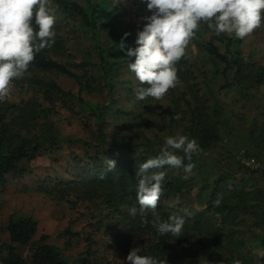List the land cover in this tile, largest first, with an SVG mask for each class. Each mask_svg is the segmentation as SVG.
Listing matches in <instances>:
<instances>
[{
	"label": "trees",
	"instance_id": "obj_1",
	"mask_svg": "<svg viewBox=\"0 0 264 264\" xmlns=\"http://www.w3.org/2000/svg\"><path fill=\"white\" fill-rule=\"evenodd\" d=\"M117 3L50 0V7L60 17L56 22H66L70 30L87 39L90 51H82L79 63L68 64L60 59V50L65 49L55 37V43L30 63L28 79L13 81L33 96L19 103L8 98L0 102V190L8 186L10 177L30 173L28 164L39 156L80 141L82 155H71L62 172L42 178L38 190L68 201L74 208L93 207L97 210L94 231L84 239V252L71 261L57 247L44 243L46 237L34 242L36 219L12 215L6 227L9 241H0V263L126 264L129 252L141 247V254L165 259L168 264H205V260L233 264L237 259L242 264H264V188L249 186L246 175L250 168L241 160L225 157L226 167H217L222 160L213 155H221L224 139L242 121L243 113H237L236 106L240 111L262 108V119L255 114L248 122L251 136L257 128L264 130V65L246 60L238 39L217 36L202 23L187 45V49L198 48L201 56L185 54L181 58L176 87L160 100L136 101L135 89L142 85L128 68L135 58L127 57L119 44L129 33L124 43L136 47L142 29L135 31L134 26L116 19ZM59 75L73 79L78 93L64 90L56 80ZM95 90L106 94L103 101L84 98V92ZM122 91L125 98L121 102ZM62 110L87 118L92 138H64L53 120ZM175 135L196 139L201 150L192 155L191 162L196 164L192 173L165 167L167 175L156 211L161 219L183 216L185 225L179 236L160 235L151 223V211L142 217L139 212L132 216L130 209H139L138 166L158 156L166 138ZM250 150L253 153L247 150V158L264 154V141ZM108 159L116 162L112 170ZM184 162L190 161L185 158ZM218 194L222 200L217 207L213 201ZM95 233L104 239L97 241ZM64 235L80 237L70 229ZM71 244L69 241L66 248ZM26 247L30 254L25 257ZM112 251L119 252L118 258Z\"/></svg>",
	"mask_w": 264,
	"mask_h": 264
},
{
	"label": "clouds",
	"instance_id": "obj_2",
	"mask_svg": "<svg viewBox=\"0 0 264 264\" xmlns=\"http://www.w3.org/2000/svg\"><path fill=\"white\" fill-rule=\"evenodd\" d=\"M152 11L142 31L137 33L136 47H128L124 40L119 44L129 58H135L128 68L142 86L135 89V100L151 97L162 99L179 83L177 63L185 55L186 47L202 23L217 36L234 35L244 39L264 23V0H143ZM50 0H0V102L9 97L12 82L30 75L29 65L35 56L55 43L56 15L49 6ZM179 118V117H177ZM196 139L186 135L168 136L160 154L142 162L137 170L136 201L130 214L143 217L153 213L151 223L158 234L179 236L185 218L172 215L161 219L156 211L163 193L165 167L183 168L192 173L196 164L192 155L199 152ZM183 153L179 155L178 153ZM185 158L190 161L185 163ZM116 162L108 159V169ZM163 169V170H162ZM222 197L213 201L219 206ZM148 221L145 220V223ZM123 264V262H122ZM126 264H168L167 260L141 254V247H134L126 258ZM205 264L208 261L205 260ZM233 264H242L234 260Z\"/></svg>",
	"mask_w": 264,
	"mask_h": 264
},
{
	"label": "rangeland",
	"instance_id": "obj_3",
	"mask_svg": "<svg viewBox=\"0 0 264 264\" xmlns=\"http://www.w3.org/2000/svg\"><path fill=\"white\" fill-rule=\"evenodd\" d=\"M117 4L118 6L115 10L116 19L134 26L135 31L139 28L143 30V27L147 23L144 18L150 17L153 14L152 11L147 9V5L143 0H118ZM56 21H60L58 14L56 15ZM55 30L57 32L56 38L61 41L65 49L60 50L62 53L60 56L61 61L67 62L68 64L79 63L84 56L83 52L90 49L88 40L77 35L75 31L70 30L69 24L67 25L66 22L61 24L56 22ZM225 35L232 39H238L241 42L240 50L246 60L255 66L264 65V23L244 39L236 38L234 35ZM185 54L190 58H195L197 54L201 56L198 48L194 46L191 49H187L186 47ZM72 69L81 73L80 70ZM28 77L29 75H25L23 79L26 80ZM56 80L64 90L72 91L75 94L78 93L79 86L73 79L59 75ZM31 96H33L31 93L26 92L24 89L22 90L18 84L12 82L8 97L10 101L19 103L23 99L31 98ZM83 96L88 100L96 102L103 101L106 94L95 90L93 92L86 91L83 93ZM124 98L125 94L123 92L120 101L122 102ZM239 108V106H236V112L243 113V116L240 117L242 120L241 123L238 124L237 130L233 131L230 136L224 139L223 147L220 148L221 155L218 153H214L213 155L215 158L222 160L217 161L219 163L217 167H226L227 161H223L225 157L241 160L242 163L250 168V172L246 175L249 186H260L264 188L263 152L256 153V157L250 156V158H247L245 156L246 151L248 150L250 152L254 144L258 145L264 141V130L261 131L257 128V132H254L253 136H251L253 131L249 130L251 126L249 127L250 124L248 122L250 116L255 114H258L259 119H262V108L259 111H248L249 109L240 111ZM61 113L62 115L55 116L53 120L57 123L60 134L64 138H68L70 141L92 138L93 129L90 127V122L87 121V118L82 115H75L66 110H62ZM235 118H239V115ZM113 129L114 127L110 131ZM83 149L84 147L80 141L66 143L60 151L53 154L41 155L30 162L28 164L30 173L21 177L9 178L8 186L0 190L1 242L9 241L6 227L12 215L17 218L33 217L38 221V230L34 237L35 243H38L42 237H46L44 243L54 245L64 257L71 261L75 260L84 252L87 246L84 239H86L89 233L94 231L92 225L95 223L94 217L97 210L93 207L89 210L88 205L74 208L68 201L55 200L38 190V185L42 178L48 174L56 176L55 172L58 170L62 172L61 169L66 165L71 155H82ZM64 175L66 176L65 173ZM67 229L72 230L74 233H80V237L68 239L64 235ZM95 236V239L99 242L104 239V236H100L98 233H95ZM69 241L72 242L71 247L66 248V244ZM23 252L25 257L28 256L30 254V247H26ZM102 252H104V248H102ZM115 252L112 251L110 254ZM114 255L117 257L120 254L116 252Z\"/></svg>",
	"mask_w": 264,
	"mask_h": 264
}]
</instances>
